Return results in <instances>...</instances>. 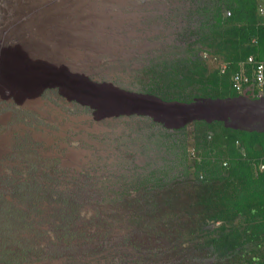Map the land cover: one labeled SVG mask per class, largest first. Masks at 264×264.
Returning <instances> with one entry per match:
<instances>
[{
	"label": "rangeland",
	"instance_id": "obj_1",
	"mask_svg": "<svg viewBox=\"0 0 264 264\" xmlns=\"http://www.w3.org/2000/svg\"><path fill=\"white\" fill-rule=\"evenodd\" d=\"M124 1L0 0V73L1 65L12 56L15 58L8 62L18 72L33 70L37 78L64 74L82 84L87 82L77 75L93 66L118 64L121 68L124 64L116 61L131 58L125 43L132 33L113 12ZM166 1L168 10L190 25L200 0ZM153 21L165 20L156 17ZM188 25L180 29L176 25L180 35L172 44L164 41L159 48L151 44L140 49L148 64L144 67L137 62L131 71L113 73L111 82L127 92L150 94L148 70L193 40ZM41 84L17 79L7 86L0 78V104L11 100L7 108L0 109V158L10 154L7 165L0 167L4 173L0 174V264H7L2 259L19 255L24 257L21 264L167 263V255L161 252L148 258L149 254L134 247L135 241L143 239L140 223L147 219L142 215L146 191L139 185L155 172L167 180L177 177L181 169L178 152L154 136L159 128L152 127L147 118L135 116L95 130L88 128L96 134L89 140L98 145L70 141L77 139V130H86V120L81 117L84 111L77 106L70 108V103L78 104V100L71 101L70 90L58 85L55 89L70 95L56 93L53 106L45 105L43 100H51L48 96L39 100ZM112 89L103 87L101 91ZM47 117L51 121L46 123ZM109 118L98 111L94 121ZM40 128L57 133L56 148H43L45 136ZM258 129L264 130V126ZM66 144L83 150L70 151L64 162L58 157L51 160L52 155L67 151Z\"/></svg>",
	"mask_w": 264,
	"mask_h": 264
},
{
	"label": "trees",
	"instance_id": "obj_2",
	"mask_svg": "<svg viewBox=\"0 0 264 264\" xmlns=\"http://www.w3.org/2000/svg\"><path fill=\"white\" fill-rule=\"evenodd\" d=\"M188 26L193 40L148 70V95L181 104L264 99V70L263 85L253 81L254 69L264 64V0H200ZM237 74L249 78L242 92L233 88ZM146 122L178 152L181 169L171 180L155 172L139 185L146 191L147 219L139 222L143 239L134 247L148 258L167 255L162 264H264L261 124L235 130L196 121L170 131L150 118ZM23 258L1 262L21 264Z\"/></svg>",
	"mask_w": 264,
	"mask_h": 264
},
{
	"label": "bare ground",
	"instance_id": "obj_3",
	"mask_svg": "<svg viewBox=\"0 0 264 264\" xmlns=\"http://www.w3.org/2000/svg\"><path fill=\"white\" fill-rule=\"evenodd\" d=\"M55 5H57V7L59 6V4ZM167 6L168 4L166 0H154V2L149 0H126L123 4L116 5V12L113 13L123 19V23L126 27L125 30L132 33L131 35H128L127 42L125 43V47L132 52V54L130 53L131 58L125 62L120 60L116 61L124 64L121 68L118 64H115L113 67L110 64H107L106 66L97 65L91 67L88 72L78 74L77 78L86 81L87 84H82L83 82L80 83L77 80V82H75L74 80L65 77L64 74H47L44 75V77L38 76L37 78L35 76V71L33 72V70L18 72L19 70H15L10 62H8L13 60L15 56H12L13 58H10L11 60L7 58V62L1 65L0 78L5 81L7 86H10L12 80L17 79L34 82L39 81L42 83L40 85L41 90L39 92V100L42 101L45 96H48L51 101L43 100V102L49 107L53 106L51 102H56L54 95L56 93L60 95L63 93L61 89H55L57 88L55 86L58 85L60 88L64 87L66 90H70L72 94L70 100H76V102L78 100L82 105L81 107L79 106V103L76 104L71 102L70 108L77 106L83 110L84 115L81 117L86 120L87 124L85 128L86 130L84 132L77 130V139L71 138L70 141L85 140L86 142L98 145V142L89 140V138H92L96 134L95 132H92V129L88 128H99L109 122L132 119L126 118L125 116H135L136 118L139 117L143 119L150 118L155 123L162 124L166 129L173 131L184 128L196 121H203L208 124L221 122L224 123L227 128L235 130L247 129L250 125H253L256 122H259L264 126V99L251 103L242 98L225 101L195 100L190 104H181L177 102L165 103L152 95L127 92L125 89H121V87H118L115 83L111 82L112 79H110V77L113 73L121 70L131 71L137 65V62L144 67L148 64L144 59L143 51L140 49H146V47L150 48L151 44L157 45L159 48L160 44L164 43V41L165 43L167 41V43L172 44L173 41L177 39L178 35H180L179 32H176V25H179V29L188 25V22L185 21L183 17H178L177 13L168 10ZM156 17L164 18L165 21L163 23H161V21H153ZM157 35L162 36L157 40ZM126 65L129 67L127 68ZM26 74L31 75H28L27 77ZM15 75L20 76L15 78ZM51 76L54 78H48ZM58 79L60 82H58ZM72 82L73 85H75L74 87H72V84L70 86V83ZM23 87L24 86H20L19 88L23 89ZM103 87L113 88L111 90L112 92L101 91ZM68 91L63 93V96H69L70 93ZM130 91L132 90L130 89ZM10 103L11 100L1 103L0 109L7 108ZM98 111L110 116V118L107 120L99 119L97 120L98 122H95L94 118H96ZM120 116L124 117L116 118ZM135 117L133 119H135ZM48 118L49 117L44 119V122L47 123L48 120L51 121L50 118ZM40 129L45 136L41 141L43 148L46 150H48V148H56L58 145L57 133L46 128ZM65 146L67 151L63 155H52L53 158L51 160H55V158L58 157L64 162V159H66L65 157L70 155L68 154L70 151L78 150L79 152L83 150L78 148L74 149L68 144ZM9 157L10 154H6L0 158V167L7 165V158ZM0 174L4 175V173L1 172V168Z\"/></svg>",
	"mask_w": 264,
	"mask_h": 264
},
{
	"label": "built area",
	"instance_id": "obj_4",
	"mask_svg": "<svg viewBox=\"0 0 264 264\" xmlns=\"http://www.w3.org/2000/svg\"><path fill=\"white\" fill-rule=\"evenodd\" d=\"M252 62V59H248V62ZM263 70H264V64L263 63H259L256 68L253 71V81L256 82V84L258 85V87L263 85ZM233 83L234 86L233 88L238 91V92H242L244 87L250 83L249 82V78L243 74H237L233 77ZM261 169H263V166L260 167Z\"/></svg>",
	"mask_w": 264,
	"mask_h": 264
},
{
	"label": "clouds",
	"instance_id": "obj_5",
	"mask_svg": "<svg viewBox=\"0 0 264 264\" xmlns=\"http://www.w3.org/2000/svg\"><path fill=\"white\" fill-rule=\"evenodd\" d=\"M257 100H259V99H257ZM250 101V100H249ZM256 101V100H255Z\"/></svg>",
	"mask_w": 264,
	"mask_h": 264
}]
</instances>
